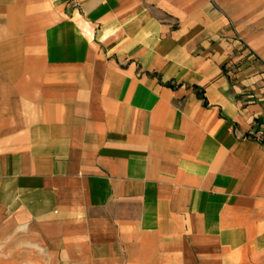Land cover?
I'll list each match as a JSON object with an SVG mask.
<instances>
[{
	"label": "crops",
	"instance_id": "0c3cea01",
	"mask_svg": "<svg viewBox=\"0 0 264 264\" xmlns=\"http://www.w3.org/2000/svg\"><path fill=\"white\" fill-rule=\"evenodd\" d=\"M55 264H264V0H0V239Z\"/></svg>",
	"mask_w": 264,
	"mask_h": 264
},
{
	"label": "rangeland",
	"instance_id": "374dc122",
	"mask_svg": "<svg viewBox=\"0 0 264 264\" xmlns=\"http://www.w3.org/2000/svg\"><path fill=\"white\" fill-rule=\"evenodd\" d=\"M27 230L14 231L0 239V264H55L41 236L31 235L24 240Z\"/></svg>",
	"mask_w": 264,
	"mask_h": 264
}]
</instances>
